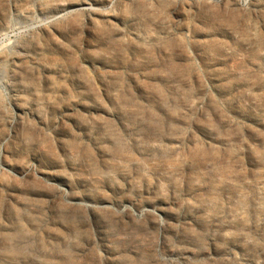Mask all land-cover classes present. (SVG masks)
Wrapping results in <instances>:
<instances>
[{"label":"rangeland","instance_id":"374dc122","mask_svg":"<svg viewBox=\"0 0 264 264\" xmlns=\"http://www.w3.org/2000/svg\"><path fill=\"white\" fill-rule=\"evenodd\" d=\"M0 264H264V0H0Z\"/></svg>","mask_w":264,"mask_h":264}]
</instances>
